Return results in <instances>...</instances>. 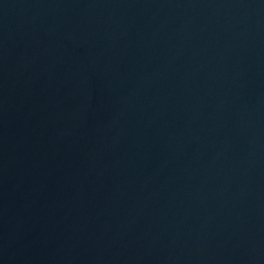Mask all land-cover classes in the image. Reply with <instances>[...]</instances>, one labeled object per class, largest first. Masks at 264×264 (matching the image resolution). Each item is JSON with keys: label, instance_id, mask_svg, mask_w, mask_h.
Instances as JSON below:
<instances>
[{"label": "water", "instance_id": "1", "mask_svg": "<svg viewBox=\"0 0 264 264\" xmlns=\"http://www.w3.org/2000/svg\"><path fill=\"white\" fill-rule=\"evenodd\" d=\"M0 264H264V0H0Z\"/></svg>", "mask_w": 264, "mask_h": 264}]
</instances>
